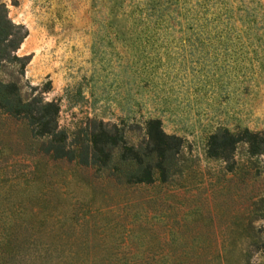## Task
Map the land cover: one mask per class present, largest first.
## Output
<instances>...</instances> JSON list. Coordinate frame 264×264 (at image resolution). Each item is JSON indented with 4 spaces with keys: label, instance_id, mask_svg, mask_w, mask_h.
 Here are the masks:
<instances>
[{
    "label": "rangeland",
    "instance_id": "obj_1",
    "mask_svg": "<svg viewBox=\"0 0 264 264\" xmlns=\"http://www.w3.org/2000/svg\"><path fill=\"white\" fill-rule=\"evenodd\" d=\"M169 1L0 0L28 56L0 80L53 101L71 146L90 119L137 143L148 118L183 145L166 182L116 183L0 112V264H264L263 156L205 152L217 128L264 133V0Z\"/></svg>",
    "mask_w": 264,
    "mask_h": 264
},
{
    "label": "trees",
    "instance_id": "obj_2",
    "mask_svg": "<svg viewBox=\"0 0 264 264\" xmlns=\"http://www.w3.org/2000/svg\"><path fill=\"white\" fill-rule=\"evenodd\" d=\"M151 1L153 12L160 14L164 6L172 2ZM25 35L24 27L11 21L4 4L0 3V65L15 66L18 76L23 74L28 61L27 55H16ZM0 112L23 122L29 136L40 140L43 153L55 159H73L116 183H150L154 179L163 183L180 171L182 139L165 133L157 118L143 121L142 137L137 143L128 142L127 130L123 127L90 119L89 126L72 132L71 146L66 131L57 124L58 106L40 95L22 97L15 80H0ZM239 144L245 145L249 155L264 159V133L246 128L237 133L217 128L207 136L205 152L208 157L228 162Z\"/></svg>",
    "mask_w": 264,
    "mask_h": 264
}]
</instances>
